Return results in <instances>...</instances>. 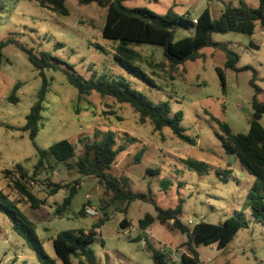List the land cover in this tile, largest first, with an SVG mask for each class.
<instances>
[{
    "label": "rangeland",
    "instance_id": "rangeland-1",
    "mask_svg": "<svg viewBox=\"0 0 264 264\" xmlns=\"http://www.w3.org/2000/svg\"><path fill=\"white\" fill-rule=\"evenodd\" d=\"M258 7L260 0H244ZM238 6V0H125L129 9L145 8L165 16L170 11L178 17L196 20L206 9L213 21H218L228 3ZM0 42L13 38L37 52H51L86 79L92 72L109 80L126 78L130 86L154 103L170 102L172 111L184 114L182 127L198 141L190 146L180 141L170 128L155 131L150 122L141 124L129 104H120L112 97L98 93L79 98L78 90L69 84L61 71L46 70L51 86L44 102L41 128L35 140L24 129L27 116L38 100L42 87L40 73L16 45L2 51L0 62V189L36 224L44 249L56 257L53 238L64 230H90L105 212L109 220L101 227V238L89 249L101 264H155L153 251H162L169 264H182L189 253L187 235L169 230L155 222L149 230L139 227L146 214L156 215L155 205L174 209L182 202L181 219L190 229L201 222L216 225L234 215L248 222L233 241L223 249L217 244L195 247L200 264H264V222L256 221L247 207V194L255 178L249 175L235 156H228L218 137L216 118L227 123L234 133L247 134L253 115L252 82L261 89L257 95L264 102V30L258 27L252 36L242 33H212L219 45L201 50L202 58L187 61L172 68L163 48L157 45L134 46L143 55L137 64L154 80L155 86L126 73L115 62L117 42L107 40L102 32L107 9L97 3L82 5L79 0H67L70 14L61 16L40 7L35 0H0ZM194 34L193 28L176 32L175 40ZM253 43V45H251ZM227 51L239 57L237 70L226 68ZM217 68H222L226 84H222ZM18 102L10 100L16 85ZM264 127V117L261 120ZM113 132L117 147L126 145L110 170L115 176H126L130 190L145 194V201H134L126 207L114 202L94 176L85 177L67 166L78 161L85 142L98 140ZM137 141L130 143V139ZM75 145L74 158L54 165L25 183L28 190L43 204L34 209L16 188L12 175L6 173L21 164L30 176L39 160L38 149L49 150L59 141ZM82 140V141H81ZM142 154L137 162V154ZM194 160L208 166L199 174L188 169ZM149 169H159L152 174ZM231 170V174L227 172ZM171 182L169 189L161 187ZM80 184L77 194L63 214L56 208L69 195L67 186ZM57 185L62 186L57 190ZM86 205L99 211L98 216L81 214ZM126 218L130 224L121 227ZM192 220V224H189ZM74 264L82 261L73 258ZM0 264H38L23 240L11 230L9 221L0 214Z\"/></svg>",
    "mask_w": 264,
    "mask_h": 264
},
{
    "label": "trees",
    "instance_id": "trees-1",
    "mask_svg": "<svg viewBox=\"0 0 264 264\" xmlns=\"http://www.w3.org/2000/svg\"><path fill=\"white\" fill-rule=\"evenodd\" d=\"M40 7L48 9L52 13L68 16L70 14L66 6L67 0H35ZM125 0H79L82 5L97 3L100 7L107 9L106 22L102 35L105 39L117 42L115 46L114 60L116 64L129 75H132L150 86H155L154 80L137 63L143 60V55L135 50L134 46L157 45L163 48L164 56L172 68L187 61H196L203 57L201 50L205 47H219L212 41V33H242L252 36L258 27L264 30V0H260L258 7L249 6L244 0H238L239 5L233 6L228 3L218 21H213L209 9H206L199 17L197 23L190 16L178 17L170 11L167 15H158L148 9H129L124 5ZM3 10L0 4V11ZM182 28H193L194 34L175 40L176 32ZM10 44L16 45L29 62L40 73L42 87L38 94V100L33 105L27 116L25 130L31 140H35L40 128L44 102L51 83L45 75L46 70L63 72L70 85L78 90L79 98L98 93L103 97H112L120 104H129L138 115L141 124L150 122L155 131H162L170 128L173 134L183 143L196 146L198 141L195 137L189 136L181 123L184 114L181 111L173 112L170 102L154 104L148 101L145 96L132 88L126 78L109 80L103 75L93 71L89 79L78 74L73 66L66 64L63 60L54 56L51 52L36 51L29 48L13 38L0 42V62L3 57V49ZM253 45V43H251ZM239 57L227 51L226 68L237 70ZM222 84L225 86L226 79L222 68H217ZM256 95L253 97V115L250 121V129L247 134H236L231 127L216 118H212L219 126L218 137L221 141L224 152L228 156H235L242 168L255 178L253 185L249 188L246 205L256 221L264 222V127L261 120L264 117V102L258 100L257 95L261 89L252 82ZM20 85H16L10 98L12 102H18L16 91ZM82 141V140H81ZM137 141L130 139V143ZM126 145L117 147V141L113 132L102 134L93 142H85L84 150L78 161L67 166L68 170H76L85 177L94 176L105 191L112 192L114 202L119 201L126 204L121 211L127 213L128 206L134 201L147 199L145 194H135L130 190V180L126 176H115L110 173L116 164L121 153L127 151ZM39 160L30 176L25 168L18 164L13 170L6 173L12 175L16 188L23 197L31 203L32 208L38 209L43 201H39L31 194L25 183L32 181L44 171L54 168V165L66 163L74 158L76 148L68 140L54 143L50 149H38ZM142 154H137V162L141 161ZM190 171L199 174L207 173L208 166L203 162L191 160L188 162ZM152 174H157L159 169H149ZM231 174V170L227 172ZM171 182L163 181L161 187L169 189ZM78 185L67 186L69 195L62 205L56 208V213L63 214L77 194ZM62 186L57 185L55 194ZM156 215L146 214L139 220V227L142 230L149 229L155 222L169 230H178L187 235L188 241L183 245L187 246L188 252L182 255V264H200L199 254L195 247L200 245L217 244L219 249L228 246L238 232L247 227L248 222L240 215H234L225 220L223 224L216 225L201 221L193 229L184 224L181 219L182 202L172 209H164L155 205ZM0 214L9 221L11 230L16 233L35 256L38 264H74L73 258L80 259L82 264H101L95 258L89 246L101 238V227L109 220L107 212L92 227L86 230H64L57 233L53 238V246L56 257H51L44 249L43 241L37 233L36 224L12 201L7 194L0 189ZM81 214H87L86 205L82 208ZM130 224L124 218L121 227L126 228ZM155 264H169L168 256L162 251H153Z\"/></svg>",
    "mask_w": 264,
    "mask_h": 264
},
{
    "label": "built area",
    "instance_id": "built-area-1",
    "mask_svg": "<svg viewBox=\"0 0 264 264\" xmlns=\"http://www.w3.org/2000/svg\"><path fill=\"white\" fill-rule=\"evenodd\" d=\"M193 21H194V23H197V20H193ZM87 213L89 215H92V216H98L99 215V211L95 208H92V207H89L87 209ZM189 224H192V220H189Z\"/></svg>",
    "mask_w": 264,
    "mask_h": 264
},
{
    "label": "crops",
    "instance_id": "crops-1",
    "mask_svg": "<svg viewBox=\"0 0 264 264\" xmlns=\"http://www.w3.org/2000/svg\"><path fill=\"white\" fill-rule=\"evenodd\" d=\"M150 229V228H149ZM149 229H147V230H149Z\"/></svg>",
    "mask_w": 264,
    "mask_h": 264
}]
</instances>
